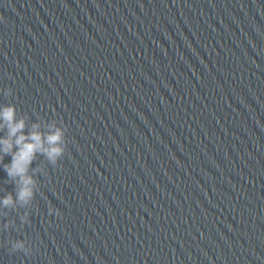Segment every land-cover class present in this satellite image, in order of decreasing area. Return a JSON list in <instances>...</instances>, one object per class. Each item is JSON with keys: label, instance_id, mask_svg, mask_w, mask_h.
<instances>
[{"label": "water", "instance_id": "obj_1", "mask_svg": "<svg viewBox=\"0 0 264 264\" xmlns=\"http://www.w3.org/2000/svg\"><path fill=\"white\" fill-rule=\"evenodd\" d=\"M9 105L66 150L0 264H264V0H0Z\"/></svg>", "mask_w": 264, "mask_h": 264}, {"label": "clouds", "instance_id": "obj_2", "mask_svg": "<svg viewBox=\"0 0 264 264\" xmlns=\"http://www.w3.org/2000/svg\"><path fill=\"white\" fill-rule=\"evenodd\" d=\"M11 92V89H9ZM25 119L16 118L15 106H5L0 110V131L7 129V135L0 137V164L7 173L8 179L16 184L15 197L12 193L0 198V206L10 208L15 203L28 205L36 194L37 182L32 174L33 162L38 155L43 156L53 166L64 156L66 150V128L60 122L53 121L48 125L49 131H40V124L33 123L31 130L25 133ZM11 156L10 163H4V157ZM52 209H49L51 213ZM57 215L59 212L57 211ZM12 252L23 251L31 254L32 248L19 240L12 246Z\"/></svg>", "mask_w": 264, "mask_h": 264}]
</instances>
